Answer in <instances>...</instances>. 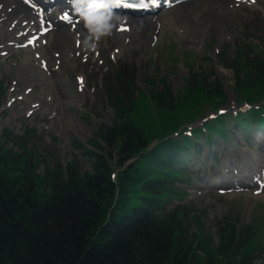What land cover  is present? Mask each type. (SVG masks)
<instances>
[{
    "label": "trees",
    "instance_id": "1",
    "mask_svg": "<svg viewBox=\"0 0 264 264\" xmlns=\"http://www.w3.org/2000/svg\"><path fill=\"white\" fill-rule=\"evenodd\" d=\"M239 64L233 66L236 87L261 97L264 60ZM191 73L192 89L222 94L217 79L210 82L207 75ZM126 88L124 99L114 102L117 120L99 129L102 143L90 140L89 170L76 161L64 165L56 159L51 165V156L24 138L0 136V264H263L264 246L251 242L253 225L241 229L231 219L219 221L214 244L196 239L185 208L160 209L166 176L156 175L150 163L164 166L154 162L161 160V147L143 152L148 137L132 118L134 89ZM152 94L168 107L173 103L165 89H152ZM9 140L19 149L8 146ZM161 152L165 155L168 148ZM115 154L118 165L140 154L146 162L137 159L114 179L110 160Z\"/></svg>",
    "mask_w": 264,
    "mask_h": 264
},
{
    "label": "rangeland",
    "instance_id": "2",
    "mask_svg": "<svg viewBox=\"0 0 264 264\" xmlns=\"http://www.w3.org/2000/svg\"><path fill=\"white\" fill-rule=\"evenodd\" d=\"M230 11V14H226V22H219V24L215 22L209 29L196 24V26L194 25L195 32L186 34L184 27L180 29L174 27L172 29L174 30L173 37L179 43L176 48L179 51L165 60L158 57L155 48H149L144 45V42H140L138 35L134 32H113V35L103 37L95 52L85 53L87 50L78 51L77 48L72 47L69 49L70 52L65 54L72 58L71 62L66 61L67 63L62 59L64 54H59L61 57L57 59L59 56L54 53L52 48L54 32H50L46 36L49 51L42 47H37L34 51L26 48H12L8 53L6 51L5 55H0V77L16 81L13 83L16 91L13 97L5 100L0 107L1 129L21 135L25 130L34 128V131H29L27 136L29 145L35 144L39 149L51 150L54 155L59 154L66 160L76 158L84 169L90 168L88 155L85 154L84 148L91 144L88 140L100 126L110 125L114 120L112 110L105 105L103 98L101 100L94 94L93 88L95 85L100 86L102 72L106 66L110 67L112 62L117 64L119 60L123 59L132 62L130 66L135 64V82L138 87L145 86V78L151 74L149 69L161 68L160 76L166 75L178 100L185 97L187 98L186 102L189 99L195 101L206 99L201 91H197L201 95L198 97L197 93L187 90V86H185L189 64H202L207 70L213 69V76L222 81L228 95V103L225 108L230 109L236 103L232 100V96L235 97L233 71L222 62L221 54L218 52L222 50L226 57L234 56L240 40L243 41L244 37H250L251 40L245 39L244 41L249 46L246 54L248 58L255 56L256 52L253 50L256 48L255 45L264 39V0H255L250 5L246 2L232 3ZM3 12L1 2L0 26H3L1 25ZM25 20L28 23L30 21L28 18ZM163 34L159 35V43H161ZM17 37L14 29L9 30L7 27L1 30L0 28V54L2 50H6L9 41L11 42ZM72 41L73 38L71 46ZM118 46H123L122 54L115 52ZM34 52H38L41 57H46L47 67L53 69H55V61H51L49 58L56 57L60 75L53 78L48 74L45 76L42 72H38L40 67L37 60H34ZM97 52L98 54H96ZM185 52L187 57L183 59ZM112 53L115 55L114 57H112ZM101 61L104 64H101ZM144 61L148 63H144ZM61 63H63V69ZM164 64L169 67H165ZM82 72L86 74V84L84 90L79 91L76 87L77 77L75 75ZM28 83L32 84V88L28 86ZM172 106L174 109L175 103ZM180 106L177 104L174 110L163 112L158 120L160 122L158 130L154 131L150 125L147 132L165 133L174 128V112ZM139 110L140 122L148 125L149 118L141 105ZM210 112L212 111L209 110L202 116L206 117ZM204 117L198 118L197 122ZM234 129L237 132V129ZM78 144H83L85 147L81 148ZM112 164L113 167H119L116 154ZM189 192L191 194L188 200L194 203L197 208L196 215L200 217L202 223L199 225L195 221L192 222L193 230L198 229L197 240L200 238L209 240V237L203 232L205 231L207 234L213 235L218 242L219 233L213 227L212 221L214 217L224 215L234 218L237 216L239 228H243L245 224H253L258 238L261 235L264 237V191H257L254 188L217 190L193 185ZM173 203L170 201L167 205L172 206ZM190 215L192 216V214Z\"/></svg>",
    "mask_w": 264,
    "mask_h": 264
},
{
    "label": "bare ground",
    "instance_id": "3",
    "mask_svg": "<svg viewBox=\"0 0 264 264\" xmlns=\"http://www.w3.org/2000/svg\"><path fill=\"white\" fill-rule=\"evenodd\" d=\"M227 1L229 2H234V0H189L187 2L183 3H178L174 5L173 7L170 8L172 14L176 16H186V11L188 14L189 20L187 22V25L189 27H194L196 26V23H200L203 21L205 22V29H209V27L213 26L215 21L219 20V22H226L225 13L229 12L228 8L226 7ZM5 3H9L8 5L13 6L12 10L9 11L11 14H13L12 11L16 10V16L17 17L19 14L23 13L25 8H21V3L19 0H4ZM15 3V4H14ZM68 6V5H66ZM229 7V6H228ZM192 12V13H191ZM15 14V12H14ZM14 17V18H15ZM194 21L196 22L194 24ZM198 21V22H197ZM132 23H137L138 24V30L141 33V38H147V33L149 31L150 27V22L149 19H139L137 21H132ZM202 23V24H203ZM144 27V28H142ZM25 26H21V30H23ZM192 29V28H191ZM35 32H38L35 30ZM63 29H58L56 30V35L58 36L57 39L55 40V46L59 48V50L63 52L64 49L66 48L67 50V45H69V38L64 37L62 35ZM31 33L29 31L26 32V35H30ZM65 34L74 37L76 35L75 31L72 32L69 29L66 30ZM147 35V36H146ZM74 45V42H73ZM56 72L53 71L52 76L55 75Z\"/></svg>",
    "mask_w": 264,
    "mask_h": 264
},
{
    "label": "clouds",
    "instance_id": "4",
    "mask_svg": "<svg viewBox=\"0 0 264 264\" xmlns=\"http://www.w3.org/2000/svg\"><path fill=\"white\" fill-rule=\"evenodd\" d=\"M73 10L84 21L87 35L83 40L84 48L97 51L98 42L113 35L114 30L125 22L126 16L114 10L119 0H69Z\"/></svg>",
    "mask_w": 264,
    "mask_h": 264
},
{
    "label": "snow or ice",
    "instance_id": "5",
    "mask_svg": "<svg viewBox=\"0 0 264 264\" xmlns=\"http://www.w3.org/2000/svg\"><path fill=\"white\" fill-rule=\"evenodd\" d=\"M122 0H119V3H121ZM141 6L146 7L147 5L143 3V0H139ZM153 2H156V0H153ZM64 19H68L69 17L67 16V14H65V16L63 17Z\"/></svg>",
    "mask_w": 264,
    "mask_h": 264
}]
</instances>
